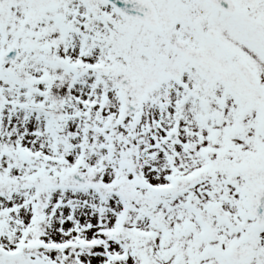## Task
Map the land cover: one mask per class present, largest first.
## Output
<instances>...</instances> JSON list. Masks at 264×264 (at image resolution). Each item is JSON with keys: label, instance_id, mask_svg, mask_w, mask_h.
I'll list each match as a JSON object with an SVG mask.
<instances>
[{"label": "snow or ice", "instance_id": "1", "mask_svg": "<svg viewBox=\"0 0 264 264\" xmlns=\"http://www.w3.org/2000/svg\"><path fill=\"white\" fill-rule=\"evenodd\" d=\"M0 264H264V0H0Z\"/></svg>", "mask_w": 264, "mask_h": 264}]
</instances>
